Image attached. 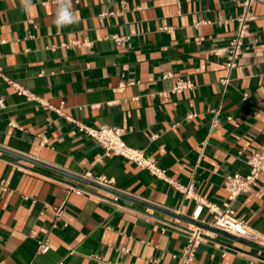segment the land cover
<instances>
[{"label":"crops","instance_id":"obj_1","mask_svg":"<svg viewBox=\"0 0 264 264\" xmlns=\"http://www.w3.org/2000/svg\"><path fill=\"white\" fill-rule=\"evenodd\" d=\"M32 4L0 0V145L112 179L124 193L192 217L196 199L107 155L78 122L120 126L129 146L223 207L226 177L248 173V158L264 149V0L252 3L256 19L231 70L229 55L213 50L237 33L241 0H71L78 22L62 28L56 0ZM116 34L127 38L117 42ZM167 71L175 77H163ZM176 77L194 86L175 93ZM0 185V264L182 262L193 225L186 220L1 152ZM232 207L264 234V174ZM211 219L205 208L199 220ZM211 232L190 264H264L263 251ZM40 239H48L47 252Z\"/></svg>","mask_w":264,"mask_h":264},{"label":"built area","instance_id":"obj_2","mask_svg":"<svg viewBox=\"0 0 264 264\" xmlns=\"http://www.w3.org/2000/svg\"><path fill=\"white\" fill-rule=\"evenodd\" d=\"M255 0H241L242 11L238 15L237 20L239 22V27L235 36L229 42V45L221 47L219 49H214L213 52L217 54H228L230 57L227 67L231 70L233 67L237 66V60L241 54L244 39L249 35V23L256 19V16L251 10L252 3ZM169 29V27H167ZM117 42L125 40L126 36L113 35ZM88 43V41H84ZM1 74V69H0ZM163 77H175L171 71L164 73ZM228 78L225 79V82ZM9 82L17 89L19 93H25L29 99H36L33 93L28 92L20 84L10 81ZM194 86L193 82L189 79L182 77H176L175 84L173 86V91L175 93H181ZM246 96V95H245ZM45 105H49L47 101H43ZM0 105L3 106V99H0ZM59 113L61 109H56ZM196 114L192 113L189 117H194ZM217 118L213 121V126L217 124ZM79 127L86 132L88 135L94 137L105 149L107 155L114 154L127 158L135 162L138 166L143 169L148 170L153 175L165 179L173 187L179 190L185 197H193L197 201V205L193 212L192 218L199 220L201 213L205 208H207L212 213V219L207 222L217 228L225 230L229 233L235 234L240 237L256 241L264 245V234L258 233L251 230L243 220L235 215V210L232 207L233 202L237 199L239 195L249 191L254 183H256L261 176L264 174V149H259L254 151L247 160L249 165V171L246 174L239 172L230 174L226 177L225 188L228 191V198L224 203L223 207H220L214 203L204 200L199 197L194 185V182L190 180L187 184L181 183L172 177L167 175L165 169L158 165V160L154 156H148L145 154L143 149H138L129 146L125 140L124 135L126 129L120 126H108L102 127L100 129H95L92 127L85 126L78 122ZM87 177L94 178L91 173L86 174ZM101 183L112 184L113 180L106 178H95ZM0 188L5 189L3 185ZM80 191V190H78ZM60 214V212L58 213ZM212 233L211 231L201 228L195 224L192 225L190 230L187 244L182 252V262L181 264H190L198 251L200 244L206 235ZM32 235L34 233H31ZM39 250L42 252H47L50 249V244L48 239H40L38 241ZM124 252H129V249L124 247L122 249ZM123 264V263H116Z\"/></svg>","mask_w":264,"mask_h":264},{"label":"water","instance_id":"obj_3","mask_svg":"<svg viewBox=\"0 0 264 264\" xmlns=\"http://www.w3.org/2000/svg\"><path fill=\"white\" fill-rule=\"evenodd\" d=\"M0 152L1 153H5V154H9L11 156H14V157L20 159V160H24V161L30 162V163H32L34 165H37V166H39V167H41L43 169L48 170V171L55 172V173H58L60 175L65 176V177L71 178L73 180H76L79 183H82V184H85V185H89V186L95 187L97 189H100L102 191H105V192H108L110 194H113L115 196L121 197L123 199H127L129 201L142 204L144 206L150 207L152 209H155V210L160 211L162 213L171 215L173 217L181 218V219L186 220V221H188V222H190L192 224H195V225H197V226H199L201 228L207 229L209 231H213V232H215L217 234L226 236V237L231 238V239H233L235 241L244 243L246 245H249L251 247H254V248L259 249V250L264 252V245H262V244H260V243H258L256 241H252L250 239H247V238L240 237V236H237L235 234L229 233V232H227L225 230H222L220 228H217V227H215V226H213V225H211L209 223L193 219L190 216L188 217V216L176 213L175 211H172V210L167 209L165 207H162L160 205H156L155 203H151V202H148V201L133 197L132 195L124 193L123 191H121V190H119V189H117V188H115V187H113L111 185L101 183L100 181H98L95 178L87 177L86 175L77 174V173L62 169L60 167H56V166L51 165L49 163H46V162L40 161L38 159H35L34 157H31L30 155L19 153L17 151L8 149V148L3 147L1 145H0Z\"/></svg>","mask_w":264,"mask_h":264},{"label":"clouds","instance_id":"obj_4","mask_svg":"<svg viewBox=\"0 0 264 264\" xmlns=\"http://www.w3.org/2000/svg\"><path fill=\"white\" fill-rule=\"evenodd\" d=\"M21 3L25 10L34 7L32 0H21ZM56 4L54 23L58 28L78 22V14L72 10L71 0H56Z\"/></svg>","mask_w":264,"mask_h":264}]
</instances>
